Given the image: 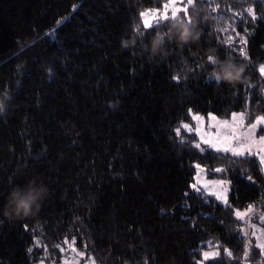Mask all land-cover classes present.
<instances>
[{
    "label": "trees",
    "instance_id": "trees-1",
    "mask_svg": "<svg viewBox=\"0 0 264 264\" xmlns=\"http://www.w3.org/2000/svg\"><path fill=\"white\" fill-rule=\"evenodd\" d=\"M190 1L146 27L168 0H0V264L257 261L234 217L264 209L257 158L184 127L264 119V0Z\"/></svg>",
    "mask_w": 264,
    "mask_h": 264
},
{
    "label": "rangeland",
    "instance_id": "rangeland-1",
    "mask_svg": "<svg viewBox=\"0 0 264 264\" xmlns=\"http://www.w3.org/2000/svg\"><path fill=\"white\" fill-rule=\"evenodd\" d=\"M188 0H168L160 10L142 13L144 26L148 27L168 18L175 17L178 12H185L190 6ZM264 77V65L259 67ZM264 93V91H263ZM194 127L185 125V130L194 132L199 144L207 148L228 153L234 156H253L257 158L261 173L264 175V119L257 117L252 124L246 125L242 113H233L227 119H219L213 115L193 117ZM191 187L214 199L222 205L228 204L229 185L227 181L208 177L207 170L196 164ZM234 217L241 223L240 234L245 235L251 246V253L258 254L257 261L249 264H264V209L252 204L244 210H234ZM220 255L218 249L204 252L199 264L216 259ZM78 258L64 260L62 264H77Z\"/></svg>",
    "mask_w": 264,
    "mask_h": 264
}]
</instances>
